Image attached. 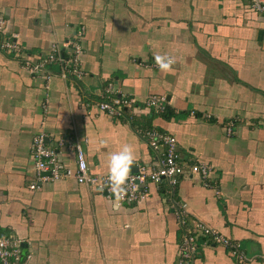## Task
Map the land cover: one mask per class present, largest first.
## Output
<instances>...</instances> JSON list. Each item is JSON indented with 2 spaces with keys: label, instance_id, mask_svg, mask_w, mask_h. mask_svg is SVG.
<instances>
[{
  "label": "crops",
  "instance_id": "0c3cea01",
  "mask_svg": "<svg viewBox=\"0 0 264 264\" xmlns=\"http://www.w3.org/2000/svg\"><path fill=\"white\" fill-rule=\"evenodd\" d=\"M0 20V38L21 52L0 53V232L19 239L29 264H264V17L248 0H0ZM72 40L82 47L80 79L22 67ZM156 55L174 59L173 70L161 71ZM105 96L135 104L112 117L98 108ZM155 96L163 113L145 106ZM150 129L176 139L183 163L210 167L212 184L190 175L172 192L149 183L146 197L118 207L73 179L30 189L36 136L70 170L79 147L95 175L129 144L133 175L157 165ZM198 226L239 244L246 259ZM189 236L195 255L182 259Z\"/></svg>",
  "mask_w": 264,
  "mask_h": 264
},
{
  "label": "built area",
  "instance_id": "2783aa9c",
  "mask_svg": "<svg viewBox=\"0 0 264 264\" xmlns=\"http://www.w3.org/2000/svg\"><path fill=\"white\" fill-rule=\"evenodd\" d=\"M248 6L251 11L264 17V0H248ZM2 20H0L1 30ZM0 38V53L12 55L15 58H20V47L15 42H11V38ZM82 55V47L72 40L65 44L62 48L53 47L51 52L45 57L37 61L25 59L22 67L30 74L35 76L50 77L57 75L61 79H80L83 72L80 68V56ZM56 65L58 70L55 72L51 66ZM109 88L107 94H111ZM101 101L98 104L100 111L109 116L116 117L123 114L124 109L132 107L135 100L131 98H112ZM145 106L154 108L158 113H163L166 107L164 97H151ZM144 139L149 149L157 155V165L151 170L144 167L140 168L137 174L130 175L131 182L126 184L127 194L122 200L118 201L119 205H132L138 203L141 199L147 196V186L149 183L160 184L166 182L170 191L178 184L179 179L184 175L196 176L203 181L206 187L212 184L211 168L204 164L183 163L177 149L176 139L165 132H160L154 129L145 131ZM37 180L30 186L31 190L38 187L41 182H55L64 179H73L77 184L86 187L97 188L105 192L108 196L116 199V195L111 190L108 174L95 175L89 172L85 157L79 147H76V165L74 170L65 168L58 160V152L56 149H49L43 143L42 135L36 136L31 144ZM81 160L84 161L85 167L81 168ZM48 174V175H44ZM179 224L183 227L187 226L186 215L183 211L176 212ZM199 232L203 236L212 238V240L223 247L227 248L231 256L237 257L239 260H245V256L239 250V244L229 240L223 235H219L211 228L206 226H198ZM189 230L186 232L188 233ZM195 244L192 236L185 238L179 247V253L182 259H191L195 255ZM30 256H24L21 252V242L14 235H8L0 232V264H29ZM186 264V263H181Z\"/></svg>",
  "mask_w": 264,
  "mask_h": 264
},
{
  "label": "clouds",
  "instance_id": "9594fccd",
  "mask_svg": "<svg viewBox=\"0 0 264 264\" xmlns=\"http://www.w3.org/2000/svg\"><path fill=\"white\" fill-rule=\"evenodd\" d=\"M154 59L161 71L168 72L173 70L172 65L175 63L174 59L167 55H156ZM135 160L136 155L134 149L129 144H124L118 151L112 152L108 156V178L111 190L117 197V202L114 203L116 207L119 206L118 201L122 200L127 194L126 184L131 182L130 173ZM80 167H85L83 160H81Z\"/></svg>",
  "mask_w": 264,
  "mask_h": 264
},
{
  "label": "water",
  "instance_id": "95a60500",
  "mask_svg": "<svg viewBox=\"0 0 264 264\" xmlns=\"http://www.w3.org/2000/svg\"><path fill=\"white\" fill-rule=\"evenodd\" d=\"M44 175H48V174H44Z\"/></svg>",
  "mask_w": 264,
  "mask_h": 264
},
{
  "label": "trees",
  "instance_id": "16d2710c",
  "mask_svg": "<svg viewBox=\"0 0 264 264\" xmlns=\"http://www.w3.org/2000/svg\"><path fill=\"white\" fill-rule=\"evenodd\" d=\"M167 110V109H166ZM168 111V110H167Z\"/></svg>",
  "mask_w": 264,
  "mask_h": 264
}]
</instances>
